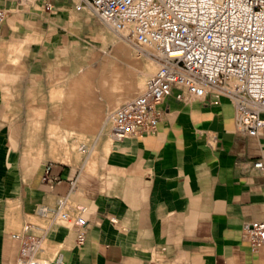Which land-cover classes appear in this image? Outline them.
<instances>
[{"label": "crops", "instance_id": "1", "mask_svg": "<svg viewBox=\"0 0 264 264\" xmlns=\"http://www.w3.org/2000/svg\"><path fill=\"white\" fill-rule=\"evenodd\" d=\"M52 3L0 0V264L16 263L11 234L41 233L37 207L65 195L85 207V240L50 226L38 253L50 264L58 252L63 264H264L242 234L264 221V127L249 136L227 97L173 89L155 133L112 140L104 118L137 92L141 55L76 0Z\"/></svg>", "mask_w": 264, "mask_h": 264}, {"label": "built area", "instance_id": "2", "mask_svg": "<svg viewBox=\"0 0 264 264\" xmlns=\"http://www.w3.org/2000/svg\"><path fill=\"white\" fill-rule=\"evenodd\" d=\"M41 1L45 10H53L52 0ZM75 8L89 10L156 66L138 94L106 115L103 126L112 140L155 133L159 105L173 89L184 102L209 94L227 97L236 130L249 136L264 127V0H76ZM7 13L0 8V23ZM77 149L89 151L83 143ZM254 166L264 169L261 159ZM74 185L72 179L70 187ZM84 211V206L70 210L67 195L53 207H37L47 224L38 234L29 224L11 234L20 242L15 264H50L38 253L48 228L59 222L69 224L76 244H83ZM242 234L252 251L264 250V221L245 222ZM52 262L63 264L62 254L56 253Z\"/></svg>", "mask_w": 264, "mask_h": 264}, {"label": "rangeland", "instance_id": "3", "mask_svg": "<svg viewBox=\"0 0 264 264\" xmlns=\"http://www.w3.org/2000/svg\"><path fill=\"white\" fill-rule=\"evenodd\" d=\"M110 33V35L111 36H113L115 39H116V41L118 42V44H119V47H122V48H126V49H129V50H132V51H134V49H132L127 43H125L124 41H122L117 35H115L113 32H109ZM99 45H101V43H99ZM107 50L106 51H112V46H111V44L109 43L108 45H107ZM101 51H103V50H101ZM140 60H142V64H143V71H145V73H144V75H143V77L141 78V80L139 81V87H138V90H137V92L135 93V94H137V93H139L140 92V90L142 89V87H143V84H144V81H145V79H146V77L147 76H149L150 74H152L154 71H155V69H156V66H155V64H154V62H149V58L147 57V56H145V55H141V59ZM123 77H125L126 79H131V81L132 82H134V80H135V78L137 77V74L135 73V71H134V69H131V70H127L126 71V74L125 75H123ZM135 94L134 95H132V96H130V97H128V98H131V97H133V96H135ZM108 114V113H107ZM106 114V115H107ZM106 117V116H105ZM104 120H105V118H104ZM103 124H104V121H103ZM103 124H102V128L104 129V131L106 130V127H104L103 126ZM80 144H82V143H80ZM84 144V143H83ZM79 145V144H78ZM78 145H77V147H78ZM86 145V144H85ZM87 146V145H86ZM78 150V149H77ZM83 153V152H82Z\"/></svg>", "mask_w": 264, "mask_h": 264}, {"label": "bare ground", "instance_id": "4", "mask_svg": "<svg viewBox=\"0 0 264 264\" xmlns=\"http://www.w3.org/2000/svg\"><path fill=\"white\" fill-rule=\"evenodd\" d=\"M149 62H151V63H152V61H151V60H149ZM141 72H142V71H141ZM142 73H143V75H144L145 71H143Z\"/></svg>", "mask_w": 264, "mask_h": 264}]
</instances>
